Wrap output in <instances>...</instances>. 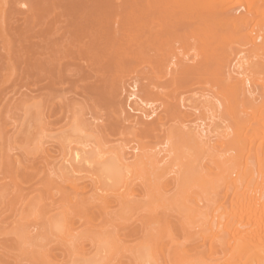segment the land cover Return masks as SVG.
Wrapping results in <instances>:
<instances>
[{"label": "bare ground", "instance_id": "bare-ground-1", "mask_svg": "<svg viewBox=\"0 0 264 264\" xmlns=\"http://www.w3.org/2000/svg\"><path fill=\"white\" fill-rule=\"evenodd\" d=\"M233 2L0 0V42H28L40 83L13 107L24 118L6 154L20 170L5 169L42 184L0 185V203L16 194L0 264H264V0ZM122 72L148 79L126 96L134 113L110 92ZM57 84L84 102L55 104ZM102 130L130 137L106 147ZM142 212L162 229L143 220L125 244L118 227Z\"/></svg>", "mask_w": 264, "mask_h": 264}, {"label": "rangeland", "instance_id": "rangeland-1", "mask_svg": "<svg viewBox=\"0 0 264 264\" xmlns=\"http://www.w3.org/2000/svg\"><path fill=\"white\" fill-rule=\"evenodd\" d=\"M234 2H235V0H234ZM233 2V3H234ZM262 2V0H258V3H261ZM232 3V4H233ZM44 6V5H43ZM234 6H238V5H234ZM41 7H42V5H41ZM41 7H39V8H41ZM43 8V7H42ZM240 11L241 10H243V7L242 6H240L239 8H238ZM179 19V18H178ZM177 19V20H178ZM180 20V19H179ZM178 20V21H179ZM177 21V22H178ZM2 43L0 42V129H1V131H2V129H3V133H5V134H2V136H4L3 138H4V141L5 142H2L3 141V139L1 138V140H0V185H1V187H3L2 185H6L8 182V184L10 185V188H12V183L14 184V185H17V186H15L16 188H14V191L16 190V193H18L17 191H19V189L17 190V188H20V187H24V186H27V191L29 192V191H31L33 188H38V189H42V184H41V176H40V178L38 177H36L35 178V180L33 179V180H31V181H26V182H24L25 180H23V178H21V179H19V178H15L14 176H13V174H11V172H12V170L14 169V171L15 170H17L16 168H14V167H17L16 165H14V164H12L13 162H11L12 160L10 159L13 155H14V150H12L11 151V149H10V151H9V149H7L8 147V145H7V140L9 139L8 138V135H9V137H10V135H13V129H14V125L15 124H17L18 123V125L19 124H21V122L23 121V120H21V119H23L24 118V115H23V110H22V108H20V109H18V110H16L18 107H19V102H18V104H16L15 105V103H17V101L18 100H27V103L25 104L26 106H29V105H31L32 103H34V102H36L38 99H35V97L34 96H36L37 97V95L39 94V90H38V87H39V85H40V83L38 84V83H36L35 82V75H36V66H35V64H34V61H33V58H32V56H31V54L30 53H28V54H24L23 52L24 51H26V47L28 46V42L26 41V40H17V41H15V42H13L12 44H10V45H6V47L2 44ZM80 63V62H79ZM79 63L77 62V64L79 65ZM82 63V62H81ZM80 63V64H81ZM82 66H80L81 68L85 65L84 63L83 64H81ZM84 69V70H83ZM82 70L85 72V71H88L87 70V68H85V66H84V68H82ZM123 74H119L118 76H119V82H118V86L120 87V89H119V87H116L117 85H113V87L115 88L116 87V89L115 90H113L112 88L110 89V92L113 94V96H114V98L116 99V100H121V101H123V103H126V104H124V105H126L125 106V108H127L126 109V111H128L129 113H134V111L132 112L131 111V109H129V106L127 105L128 103L125 101L126 100V96L128 95V93L132 90V85H134V83H136V85H138L137 87H138V90H139V88H140V86H142V85H145L147 82H148V79L146 80L144 77H142V75H136L135 73H128V72H126V73H128V74H126V73H124V72H122ZM125 74V75H124ZM121 76V77H120ZM123 76V77H122ZM139 76V77H138ZM144 76V75H143ZM139 78V79H138ZM144 78V79H143ZM118 79V78H117ZM116 79V80H117ZM167 79V78H166ZM155 80H157V82H162V81H165V78H163V79H155ZM147 81V82H146ZM121 83H123V84H121ZM117 84V83H116ZM121 84V85H120ZM62 85V86H61ZM68 84H66V85H63V84H57L56 86H55V88L54 89H58V97L57 98H55L54 100V103L55 104H61L62 102H64V101H69V100H73V101H75V100H77L76 102H84L83 100L85 99L84 97H86V95L81 91V88L79 87H68L67 86ZM123 86V87H122ZM204 86V87H203ZM202 88V89H207V88H209V86H206V84H199V86H195V88ZM198 88V89H199ZM127 89V90H126ZM131 89V90H130ZM67 91V92H66ZM69 91V92H68ZM46 91L44 90V93H45ZM119 92V93H118ZM117 93V94H116ZM139 93H141L140 92V90L138 91V94ZM187 92H185L184 93V95L183 96H187V94H188V96L189 95H191V93H187ZM76 94V95H75ZM85 95V96H84ZM161 95V94H160ZM160 95H159V97H160ZM161 96H163V95H161ZM76 97V98H75ZM79 97V98H78ZM66 98V99H65ZM81 98V99H80ZM83 98V99H82ZM161 98V97H160ZM164 98V97H163ZM61 99H62V101H61ZM125 101V102H124ZM160 100L158 99V100H156V101H154L153 102V104H152V106H154V107H156V106H158L159 104L158 103H160L159 102ZM81 102V103H82ZM13 104V105H12ZM155 104V105H154ZM10 105H11V107H10ZM17 106L18 105V107H16L15 109L13 108V107H15V106ZM8 106V107H7ZM14 110H13V109ZM11 110L13 111V112H16V113H13L12 112V114H11ZM16 110V111H15ZM62 110H65L64 112H62ZM102 110H103V118L105 117H108L109 119H113V118H115V114L114 113H112V111H111V108L110 107H103L102 109H101V113H102ZM8 114H7V113ZM83 112H85V115H84V117L87 119V120H89L90 119V122H93V123H95L96 121H97V123L99 124V120H94V119H92L91 118V115L89 114V111L85 108H83ZM88 112V113H87ZM11 114V115H10ZM15 114V115H14ZM20 114V115H19ZM71 114V112H70V110L69 109H61V112H58L55 116L56 117H54L55 119H59L60 120V123H58V124H56V126L54 127V129L55 130H59L58 128H59V126L61 125V124H63L65 121H66V116L68 115H70ZM13 115V116H12ZM90 115V116H89ZM8 116V117H7ZM15 116H18L17 118L15 117ZM30 116V115H29ZM110 116V117H109ZM23 117V118H22ZM28 117V115L26 116V118ZM53 117H52V119H53ZM63 117L65 118V119H63ZM90 117V118H89ZM19 118V119H18ZM12 120H15V122L14 121H12ZM49 120V119H48ZM61 120H63V121H61ZM95 122H94V121ZM27 121H29V120H27ZM31 121V120H30ZM33 121V120H32ZM31 121V122H32ZM15 123V124H14ZM101 123V122H100ZM104 122H102L101 123V125L103 124ZM124 124H126V123H124ZM127 125V124H126ZM98 129V128H97ZM101 129V127L99 128V130ZM0 131V136H1V132ZM95 131H96V129H95ZM98 131V130H97ZM103 131V130H102ZM8 133V135H7V133ZM12 132V133H11ZM57 132V131H56ZM105 134H108V135H105ZM102 133L105 135L104 136V138L101 136L100 138H99V141L102 143V142H105L104 143V146L106 145V147L108 146V145H111L112 143L114 144V143H116L117 141H120V139L121 140H123V139H126V138H129L130 136L129 135H118V134H112L111 132H108V133H106L105 131H103ZM16 134V133H15ZM110 135V136H109ZM7 136V137H6ZM14 136V135H13ZM17 136V138H19V136L20 135H16ZM12 137V136H11ZM110 137V138H109ZM7 138V140H5ZM116 139V140H115ZM19 140V139H18ZM114 141V142H113ZM107 142V143H106ZM119 143V142H118ZM1 144H3V147H2V145ZM103 144V143H102ZM129 145H131V143L129 144ZM1 148H3V149H1ZM49 148H50V151H51V153H53V154H57V152L55 151V149L52 147V146H49ZM6 152H7V154H8V156L10 157H8L7 156V154H6ZM9 152H10V154H11V156H10V154H9ZM16 152V151H15ZM19 152V151H18ZM17 152V153H18ZM3 153V154H2ZM17 153H15V154H17ZM5 155L6 157H4L5 158V160L7 159V162L8 161H10L9 162V165L10 166H6V165H8V163H5V161L3 162V163H5L4 164V168H3V165H1V162H2V158H3V156L2 155ZM11 165H14L13 167L11 166ZM8 167H12L13 169H10V172L8 171V170H6V169H8ZM6 168V169H5ZM18 168V167H17ZM4 169V172L2 171ZM6 170V171H5ZM18 170H20L19 168H18ZM7 171H8V173H10V174H8L7 173ZM3 172V173H2ZM8 175H6V174ZM8 177V178H7ZM6 179H8V180H10V181H8V180H6ZM40 179V180H39ZM6 180V181H5ZM19 182H21V183H19ZM26 183H28V184H26ZM7 184V185H8ZM18 184H20V185H18ZM22 184H24V185H22ZM30 184V185H29ZM6 185V186H7ZM38 185V186H37ZM40 185V186H39ZM6 186L4 187V188H6ZM0 187V192H2L3 190V188H1ZM22 187V188H23ZM31 187H33L32 189H31ZM9 188V186L7 187V189ZM24 189V190H23ZM23 189H21L19 192L21 193V191L23 190V192H22V194H24V193H26V187L25 188H23ZM29 189V190H28ZM31 189V190H30ZM9 190V189H8ZM11 190H12V193L14 192L13 191V189H10L9 191L11 192ZM8 191V192H9ZM25 191V192H24ZM9 192V193H10ZM9 193H8V195H9ZM12 193L10 194L11 196H12ZM14 194H15V192H14ZM8 195H7V197H8ZM13 197H16V194H15V196H12V197H10V198H12V199H14ZM9 198V197H8ZM9 198V200H7V198H5V199H3L4 200V204L3 203H0V204H2L3 206H1L0 205V209H1V207H2V211L0 210V218H2V225L4 224V225H6L8 222H10L11 220H12V218H13V216H10V215H12V210L11 209H13L14 207H15V205L13 206V207H11L10 205L14 202V200L13 201H10L11 199ZM56 199V198H55ZM9 201H10V204H9ZM5 202H7V203H5ZM6 204H7V207H6ZM13 204H15V203H13ZM9 206H10V208H9ZM16 207H18V205H16ZM8 208H9V211H8ZM6 209V210H5ZM11 210V211H10ZM6 212H7V214H6ZM143 213V212H142ZM1 214H2V216H1ZM145 214H146V212H145ZM140 215V216H139ZM135 219H133V221L132 222H127V225H126V223L125 224H121L118 228H120L119 230H118V232H119V235H120V237L119 238H122L123 236V239L121 240V241H123V240H125V244H128L129 245V243H131V244H133V242L135 243V241H137L138 240V237H140L139 239H141V237L142 236H139V235H142V234H140V232H142V231H140L139 229H142V228H139L140 226H142V225H140L139 226V224L141 223V222H143V220H144V223H150L151 222V224L149 225L150 227L152 226V228H154L155 227V223L153 222V221H151V220H149L147 217H149V216H147V214H146V217L144 216V213L143 214H139ZM145 218H143V217ZM3 217H4V219H3ZM6 217H7V219H6ZM139 217V218H138ZM140 218H143V219H140ZM148 220H147V219ZM139 220L140 219V222L139 221H135V220ZM7 220V221H6ZM147 220V221H146ZM3 222H5V223H3ZM98 221H96V223H97ZM162 222V221H161ZM93 223H95V222H93ZM131 223V224H130ZM137 223H139V224H137ZM79 223H77V224H74V226H76V225H78ZM128 224H129V226H128ZM132 224H134V225H132ZM124 225V226H123ZM132 225V226H131ZM158 225H160V222L158 223V221H157V225H156V227H155V229L154 230H156L158 227ZM121 226H122V228H121ZM160 227V226H159ZM162 227H163V224L161 225V227L159 228V229H157L156 231V235L157 234H159V231L162 229ZM129 228V229H128ZM138 231H140L139 233L137 232V230ZM149 228V227H148ZM151 228V229H152ZM133 230V231H132ZM154 230L152 231V232H154ZM120 231H122L121 233H120ZM135 231L137 232L136 234H135ZM126 232V233H125ZM125 233V234H124ZM155 233V232H154ZM122 234V235H121ZM139 234V235H138ZM136 235H138V236H136ZM133 236V237H132ZM129 237V238H128ZM136 237V238H135ZM128 238V239H127ZM135 239H137V240H135ZM178 241V240H177ZM124 242V241H123ZM179 242H180V240H179ZM130 244V245H131ZM85 245H86V247L87 246H89L88 245V243L86 244L85 243ZM52 246V245H51ZM51 249H50V251H51V254H50V256L54 259V257H56L55 259H56V261L59 259V261H60V259L61 260H63L61 257L62 256H58V255H60V252L59 251H56L55 250V246H53V248L52 247H50ZM52 249H54V250H52ZM57 250H59L58 249V246H57ZM56 251V252H55ZM58 252V253H57ZM58 254V255H57ZM53 255V256H52ZM57 255V256H56ZM62 255V254H61Z\"/></svg>", "mask_w": 264, "mask_h": 264}]
</instances>
